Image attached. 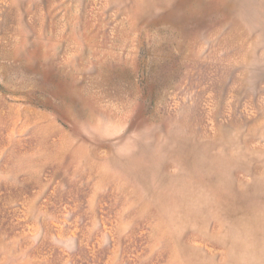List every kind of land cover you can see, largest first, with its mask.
Here are the masks:
<instances>
[{"label":"rangeland","instance_id":"1","mask_svg":"<svg viewBox=\"0 0 264 264\" xmlns=\"http://www.w3.org/2000/svg\"><path fill=\"white\" fill-rule=\"evenodd\" d=\"M0 264H264V0H0Z\"/></svg>","mask_w":264,"mask_h":264}]
</instances>
